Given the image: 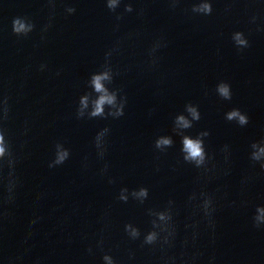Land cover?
Returning a JSON list of instances; mask_svg holds the SVG:
<instances>
[{
  "label": "water",
  "instance_id": "obj_1",
  "mask_svg": "<svg viewBox=\"0 0 264 264\" xmlns=\"http://www.w3.org/2000/svg\"><path fill=\"white\" fill-rule=\"evenodd\" d=\"M0 149V264H264V0H0Z\"/></svg>",
  "mask_w": 264,
  "mask_h": 264
},
{
  "label": "clouds",
  "instance_id": "obj_2",
  "mask_svg": "<svg viewBox=\"0 0 264 264\" xmlns=\"http://www.w3.org/2000/svg\"><path fill=\"white\" fill-rule=\"evenodd\" d=\"M109 7H110V8L112 7V3L109 4ZM204 9H205V11H210V6H209V5H204ZM15 24H16L15 30H16L17 32H19L20 30H22V29L24 28V25L21 24V23H19V21H16ZM239 42H240V43H245V41H243V40H241V41H239ZM95 84H96V88H97V90H100V88H101V84H100V77H99V76H97V77L95 78ZM220 91H221V93H222L223 95H225V96L228 95V89H227V87H223V86H222V87L220 88ZM104 99H105V98L102 97L101 100H100V102L98 103L97 108H96V111H97V112L101 111L100 104L103 103ZM107 99L110 100L111 98H107ZM237 114H238L237 112H231V113L229 114V116L231 117V116H235V115H237ZM181 119H183V117H181ZM244 119H245V118H244L243 116H241V121H242V122L244 121ZM163 143H169V141H168V140H164ZM184 145H185V148L189 151L191 157L196 158V157H200V156H202V152H201L200 144H199L198 141H193V140H191V139H187V138H186L185 141H184ZM2 151H3V149H0V152H2ZM60 158L63 159L62 156H61Z\"/></svg>",
  "mask_w": 264,
  "mask_h": 264
}]
</instances>
